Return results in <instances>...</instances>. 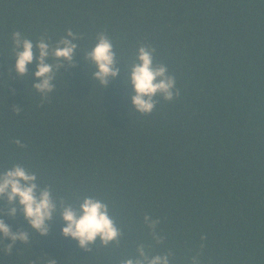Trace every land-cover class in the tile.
Instances as JSON below:
<instances>
[{"label": "trees", "instance_id": "trees-1", "mask_svg": "<svg viewBox=\"0 0 264 264\" xmlns=\"http://www.w3.org/2000/svg\"><path fill=\"white\" fill-rule=\"evenodd\" d=\"M68 29L82 37L75 67L42 101L35 60L17 77L11 34L55 44ZM101 32L120 68L105 88L84 60ZM140 45L155 48L180 92L157 97L151 114L134 110L126 82ZM14 164L73 206L105 201L121 238L85 251L57 215L46 236L11 253L0 243V264H120L137 243L170 251L171 264H264V0H0V171ZM4 211L0 202L14 232L28 230L19 209ZM146 214L159 218L162 245Z\"/></svg>", "mask_w": 264, "mask_h": 264}, {"label": "clouds", "instance_id": "clouds-1", "mask_svg": "<svg viewBox=\"0 0 264 264\" xmlns=\"http://www.w3.org/2000/svg\"><path fill=\"white\" fill-rule=\"evenodd\" d=\"M81 38L78 33L68 29L55 44L50 43L45 37L34 44L20 31H14L11 34V41L17 77L22 79L28 76V65L35 60L36 71L31 75L36 82L31 87L41 95L42 101L46 100L55 88L53 82L57 72L65 65L75 67L74 53L78 48L76 41ZM155 51L151 46L140 45L132 63L125 66L126 82L131 84L134 93L130 95V99L134 110L141 114L152 113L159 102L157 97L172 101L180 94L176 88L175 77L169 74L167 66L155 63ZM84 60L94 66L92 77L103 88L120 72L113 42L103 32L97 34L96 43L84 54ZM11 71L12 66L8 69L9 73ZM15 110L17 113L20 111L19 108ZM14 143L21 148L25 147L18 139ZM0 202H5L4 215L15 218L19 209L29 226L28 230L18 228L14 232L11 226L0 218V243L4 245L7 253L12 252L17 241L28 244L33 232H38L41 236L48 235L50 225L57 215L65 225L61 229L62 235L77 241L78 246L85 251H90L91 246L97 241L101 246L107 247L118 243L121 238V230L111 217L105 201L85 196L73 206L63 197L56 198L50 186L41 187L36 173L21 164H14L0 171ZM143 224L156 244L162 245L165 237L157 232L159 218L146 214L143 217ZM5 238L11 243L5 244ZM136 253L135 257L121 259L120 264H171L170 251L153 253L144 243H137ZM49 264L56 262L51 259Z\"/></svg>", "mask_w": 264, "mask_h": 264}]
</instances>
